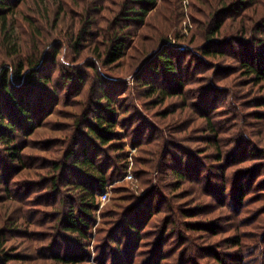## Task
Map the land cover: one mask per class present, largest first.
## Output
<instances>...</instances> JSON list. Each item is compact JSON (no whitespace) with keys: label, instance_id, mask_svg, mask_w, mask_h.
<instances>
[{"label":"rangeland","instance_id":"obj_1","mask_svg":"<svg viewBox=\"0 0 264 264\" xmlns=\"http://www.w3.org/2000/svg\"><path fill=\"white\" fill-rule=\"evenodd\" d=\"M88 2L91 6V0ZM72 4V0H27L15 15L17 45L23 53L35 45L46 50L49 62L44 73L50 74L51 82L38 81L33 89L28 87L36 113L34 123L17 137L24 148L20 161H11L5 153L8 147L0 141V264H104L105 253L113 248L118 256V247L126 257L121 261L110 253L107 264H264V80L249 77L239 61L242 47L251 44L232 36L216 44L227 55L205 58L197 49L200 43H178L175 33L190 38L202 19L188 6L183 23L170 31L171 39L145 58H131L129 48L119 62L96 67L95 62L100 61L89 52L93 45L84 43L88 47L75 55L67 37L78 32L83 18L72 14L78 24L66 15L54 20L61 6L67 11ZM96 12L97 22L108 15L107 11ZM61 46L62 54L54 64L53 49ZM1 47L0 41V66L20 59L19 55L8 56ZM163 49L177 53L174 59L181 62L177 75L148 69L149 65L159 68L156 56ZM179 76L184 83L175 85L174 77ZM147 81L167 94L147 96ZM101 89L111 95L113 105L102 100ZM106 106L117 111L120 139L114 143L123 150L98 143L96 153L105 164L126 163L127 170L131 164L134 179L126 178L127 171L114 176L107 186V200L99 198L103 191L99 194L98 207L89 218L88 237L81 240L58 226L60 216L77 203L79 194L66 184L67 178H74L73 160L67 155L73 150L79 154L80 139L89 135L85 125L94 110L104 112ZM211 121L215 132L210 131ZM219 151L227 153L222 161ZM55 162H66L68 167L56 188L52 183L58 173ZM176 169L185 174L184 180L174 176ZM224 172L232 177L228 185L231 198L226 203V195L220 193ZM240 180L246 184L244 203L234 194ZM178 182L183 185L175 189ZM142 196L156 210L163 206V212L143 224V237L134 240L130 249L124 243L116 245L109 222L114 211H123L115 204L134 205L130 215L140 214L142 201L137 205V197ZM172 204L177 214L171 217ZM116 234L127 240L122 226ZM58 254L75 260L60 261L55 257Z\"/></svg>","mask_w":264,"mask_h":264},{"label":"trees","instance_id":"obj_2","mask_svg":"<svg viewBox=\"0 0 264 264\" xmlns=\"http://www.w3.org/2000/svg\"><path fill=\"white\" fill-rule=\"evenodd\" d=\"M26 1L0 0L1 48L10 57L20 56V59L12 60V63L0 66V141L8 147L5 153L11 157L13 162L20 161L21 153L24 150L16 142L18 135L21 134L20 131H25L35 121L36 112L32 110V107H36L32 104L31 98H29V95H32V90L28 89V87L33 89V85L38 83V81L51 82L50 74L44 73V65L49 62V58L45 56L46 52L44 51L46 50L43 49L42 51L38 45H35L33 50L26 48L23 53V49L17 45L16 38L13 36L16 31L15 15L16 13L20 14V12H17L18 8ZM40 1L45 3L46 0ZM51 1L56 2V0ZM72 1L73 4L70 6V10L66 11L61 6L54 20L66 15V18H71L75 24H78L80 21H75L72 18V14L75 15L76 19L78 17L83 18L82 27L79 28L78 32L71 33L67 37L70 41L71 50L75 55H81L84 48L88 47H83L84 43L89 42L93 45V48L90 47L89 52L92 57L100 61V63L95 62L96 67L98 65L108 67L119 62L128 54L129 48L132 49L131 58L134 57L137 61L145 58L151 51L153 52L160 48L164 41L171 39L170 31L176 24L183 23L187 11L184 0H91V6H88L89 0ZM188 6L191 13L196 11L201 15L202 19L197 21L196 32L190 38L180 34L179 31H175V39L177 38L178 43H185L186 41L200 43L197 48L198 51L205 58H211L227 55L226 50L216 46L217 43L226 38L235 36L234 38L238 42L248 41L251 46H243L241 55H239L241 67L249 77H253L259 82L264 80V0H191ZM104 11H107L108 15L98 18V22H105L104 25H101L95 19V12L99 15L103 14ZM61 14L64 15L61 16ZM22 18H24L23 15ZM92 26L95 27L93 31L90 30ZM139 29H141V32L138 35ZM24 45L26 47L25 42ZM249 48L253 49L250 50ZM61 49L62 46L59 48L54 47L52 63L58 64V57L62 54ZM176 56L177 53L174 51L163 49L156 56L159 68L156 65H149L148 69L153 73L164 70L166 71L165 73H169L171 76L177 75L181 62L175 60ZM174 78V81H176L175 85L184 83L181 76ZM70 79L72 77H69L68 81H71ZM79 80L83 81L84 79L80 78ZM144 84L148 88L147 96L167 94V90L158 87L153 82L147 81ZM22 86L27 88L24 89ZM100 93L102 94V100L113 105V98L107 91L103 90ZM104 109V112L99 109L94 110L95 114L92 116V120H89L90 122L85 125L89 133L87 135L89 140L86 137L80 139L81 149H79V154L76 153V150H73L67 155L68 158L72 157L71 160H73L71 169L74 178L72 176L67 178L66 184L75 188L76 191L79 190V194L77 203L69 206L65 216L64 214L60 216L58 226H64L63 231L79 235L81 240H85L88 237L89 218L92 217L93 211L98 207L97 198L99 194L105 189L106 185L113 181L117 173H121L120 171L126 173L127 171L126 163L121 164V162H118L120 163L119 166L105 164L100 160V154L96 153L95 149L98 143L101 147L113 146L117 150H123L122 146L116 147L119 145L117 144L118 142L114 143V141H119L120 139L117 137L118 132L116 130L117 111L108 106ZM84 119H87V114L83 116ZM210 127V131H216L212 121L210 122ZM82 129L80 124V135H82ZM92 137L95 138L94 142ZM151 154H155V151H152ZM217 155L218 160L222 161L227 156V153L223 154V152L219 151ZM66 164V162H55L54 168L58 172L52 181L55 188L68 168H65ZM199 171L200 168L196 171L198 177L200 176ZM173 174L178 180L185 179V174L179 169H176ZM223 176L224 186L221 187V191L218 188L219 186L216 187L222 197L226 195V203L231 198L228 194L230 192L228 185L231 184L230 180L232 177L230 172H224ZM249 176L246 178L247 181L250 179ZM255 182L256 180L253 181V184ZM182 185L183 182H178L175 189H179ZM243 185L246 184L240 180L239 186L234 191L235 198L239 203H244L247 199ZM137 201H139L137 205L142 201V205H139L142 213L135 215H130L134 205L124 207L121 204H115L116 207H121V211H123L122 213L114 211L112 215L113 221L109 222L111 229H113V231L110 230L111 239L116 245L120 244L122 246L124 243L127 248L131 246L134 240L137 241L143 237V230L145 229V227H142L143 224L145 223L144 225H146L154 216H158L163 212V206H160L157 210L152 208V202H146L144 196L137 197ZM136 206L134 210H136ZM169 211H172L171 217L177 214L174 204L171 205ZM115 217H117L116 220H114ZM154 220H157V218ZM121 226L127 234L126 242L123 237L120 238L116 234ZM234 241L239 244L238 238L235 237ZM2 246L1 242L0 248ZM119 248L116 251L118 256L112 252V250H115L113 248L105 253L108 257L103 258L104 264L108 263L107 261L111 256L109 255L110 253L113 254L114 259H120L121 261L126 257L123 250H119ZM73 253L74 251L69 256L73 255ZM129 254L132 255L131 252ZM8 255V253L5 255L6 261L9 260ZM55 257L63 262L75 260L62 254H58Z\"/></svg>","mask_w":264,"mask_h":264},{"label":"built area","instance_id":"obj_3","mask_svg":"<svg viewBox=\"0 0 264 264\" xmlns=\"http://www.w3.org/2000/svg\"><path fill=\"white\" fill-rule=\"evenodd\" d=\"M183 2H184V5H185V8H187V6H188V4H189V0H184ZM126 178H127V179H131V180L134 179L133 173H132V171H131V164H130V166H129V169L127 170ZM107 186H108V185L105 186V189L103 190V193L100 194V196H99V198L101 199L102 202L106 201L107 198H108V195H109V194H108V191H107Z\"/></svg>","mask_w":264,"mask_h":264}]
</instances>
